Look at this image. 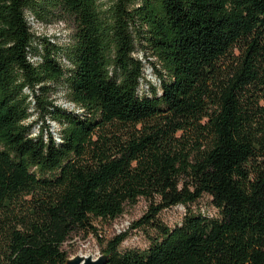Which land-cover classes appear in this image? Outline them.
<instances>
[{"label": "trees", "instance_id": "16d2710c", "mask_svg": "<svg viewBox=\"0 0 264 264\" xmlns=\"http://www.w3.org/2000/svg\"><path fill=\"white\" fill-rule=\"evenodd\" d=\"M139 198L150 243L104 264H264V0H0V264H62Z\"/></svg>", "mask_w": 264, "mask_h": 264}, {"label": "rangeland", "instance_id": "374dc122", "mask_svg": "<svg viewBox=\"0 0 264 264\" xmlns=\"http://www.w3.org/2000/svg\"><path fill=\"white\" fill-rule=\"evenodd\" d=\"M34 28L38 33L56 35L61 38L64 37L63 35L69 34L70 31L69 26L63 23L40 24L35 25ZM145 78L156 81L155 71L151 65L145 67ZM54 96L58 103H62L65 106H72L66 99L62 87L56 89ZM50 122L51 130L56 129V122ZM38 124L39 123L32 128L34 133L37 132ZM147 206L148 201L144 198H139L134 204H126L123 212L118 217L105 220L97 219L95 221L97 227L96 234L85 232L73 235L72 238L62 244V249L67 253L68 257L75 254H90L94 257L102 253V247L108 238L120 232L126 233L125 239L120 244V249L133 247L145 248L150 243V237L154 235V231L150 227L134 228L131 224L145 212ZM199 208L209 213V215H218V211L211 203L210 197L208 195H203L196 202L189 205V207L177 204L161 210L158 214V218L167 226H174L180 223L187 209L197 212Z\"/></svg>", "mask_w": 264, "mask_h": 264}, {"label": "water", "instance_id": "95a60500", "mask_svg": "<svg viewBox=\"0 0 264 264\" xmlns=\"http://www.w3.org/2000/svg\"><path fill=\"white\" fill-rule=\"evenodd\" d=\"M107 260V255L100 253L97 256L90 254H75L71 257H67L62 264H104Z\"/></svg>", "mask_w": 264, "mask_h": 264}, {"label": "built area", "instance_id": "2783aa9c", "mask_svg": "<svg viewBox=\"0 0 264 264\" xmlns=\"http://www.w3.org/2000/svg\"><path fill=\"white\" fill-rule=\"evenodd\" d=\"M60 24H62V23H60Z\"/></svg>", "mask_w": 264, "mask_h": 264}]
</instances>
